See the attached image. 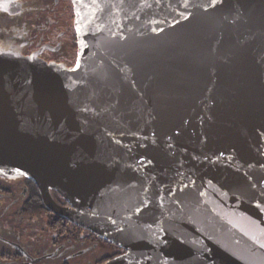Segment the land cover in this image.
<instances>
[{
	"label": "water",
	"instance_id": "95a60500",
	"mask_svg": "<svg viewBox=\"0 0 264 264\" xmlns=\"http://www.w3.org/2000/svg\"><path fill=\"white\" fill-rule=\"evenodd\" d=\"M72 5V69L0 53V173L104 264H264V0Z\"/></svg>",
	"mask_w": 264,
	"mask_h": 264
},
{
	"label": "flooded vegetation",
	"instance_id": "af4514ba",
	"mask_svg": "<svg viewBox=\"0 0 264 264\" xmlns=\"http://www.w3.org/2000/svg\"><path fill=\"white\" fill-rule=\"evenodd\" d=\"M74 20L72 0L0 1V53L70 70L76 64L78 52ZM51 196L58 205L67 206L56 192L51 191ZM0 202L5 204L0 211V264H71L98 245L105 256L96 264L123 253L117 246L45 210L37 187L25 176L0 173ZM41 214L51 217L55 227L52 230L57 232L59 246L51 252L40 246L32 253L26 235L15 227L3 228L1 222L6 217L11 220ZM67 228L71 230L66 231ZM81 233L86 234L85 239L92 246L69 254L73 248H65L62 240H71Z\"/></svg>",
	"mask_w": 264,
	"mask_h": 264
},
{
	"label": "rangeland",
	"instance_id": "374dc122",
	"mask_svg": "<svg viewBox=\"0 0 264 264\" xmlns=\"http://www.w3.org/2000/svg\"><path fill=\"white\" fill-rule=\"evenodd\" d=\"M56 195L59 197V199L64 201L57 193ZM4 205V202H0V211ZM1 222L3 228L15 227L17 232H21L23 235L25 234L27 243L32 246V253H34V251H36L35 249L39 248L40 246L42 247V249L48 248L47 250L50 252L53 251L57 246H59L57 242V232L52 230L55 229V227L52 226L53 221L51 217L45 214L25 216L22 218H19L17 216L15 219L11 220H8L6 217L2 219ZM70 230L71 229L69 228L66 229V231ZM85 235V233H81V235H76L75 238H71V240H62L65 248H69L72 246L73 249L69 252V254H75L81 250H86V248H88L89 246H92L85 239ZM103 256H105V252L103 251V248L98 245L86 254L75 258L71 264H96L97 261Z\"/></svg>",
	"mask_w": 264,
	"mask_h": 264
}]
</instances>
